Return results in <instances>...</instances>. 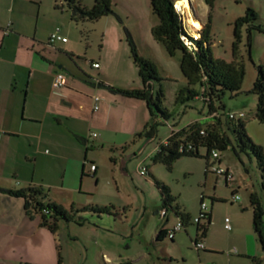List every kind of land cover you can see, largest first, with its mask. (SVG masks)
Wrapping results in <instances>:
<instances>
[{
  "label": "rangeland",
  "instance_id": "rangeland-1",
  "mask_svg": "<svg viewBox=\"0 0 264 264\" xmlns=\"http://www.w3.org/2000/svg\"><path fill=\"white\" fill-rule=\"evenodd\" d=\"M121 1L125 0L111 1L113 12L116 15L123 13L121 18L110 14L111 17H102L96 23L71 24L70 35L68 33L67 37L77 42L80 54L85 51L92 56L100 55L103 59L104 75L110 81L120 83L129 79L128 83L139 85L137 71L129 58L130 48L124 29L129 31L138 51L143 56L147 55L153 59L163 79L160 81L163 93L161 106L171 112L169 121L172 122L174 119L178 122L180 118L178 125L187 123L194 115L193 110H188V113L183 115V105L174 101L178 89L185 86L179 69V54L168 55L162 44L152 39L145 25L138 26V21L127 12ZM146 4L149 6V0ZM188 5L189 8L184 9L182 13L183 23L189 33H195V30L201 29L203 23L209 21L208 43L214 58L224 60L233 58L231 52L234 39L233 23L247 8L253 9L257 14L255 23L264 26V0H213L212 5L207 4L205 0H188ZM44 6L46 7V4ZM133 6L138 10L139 1L133 0ZM64 14L68 16L66 11ZM192 17L196 21L189 23V18ZM154 19L156 22L155 17ZM43 27H46L45 23ZM80 27L86 31L87 38L80 35ZM240 32L238 55L245 68L241 91L233 97L226 92L223 102L227 110L244 112L245 132L253 142H264V122L258 121L254 116L256 95L247 92L256 78V65L260 64L264 69V34L252 31L248 47L245 25L240 28ZM98 44H101V47H98ZM76 61L78 63L76 68L89 77H97L96 70L90 67L88 62L78 59ZM106 123L110 126L114 124L110 119L106 120ZM168 132V126L160 124L157 126L154 140L146 142L144 138L133 136L124 146V154L122 156L116 154V157L126 159L125 156L127 154L130 156L132 152L142 153L136 158L130 156L127 161L124 160V165H117L112 179L109 155L102 150L96 151L104 173L103 177L97 184L92 181L93 179H87L92 181L91 188L94 192L87 197V203L75 202L74 206L113 201L119 208L112 209L110 215L103 214L100 217L90 212H78L74 218L76 220L80 217V222L75 220L68 223L60 222L61 227L55 234L43 228L42 246L36 255L33 254L31 260L27 262L4 260V264H255L248 257L239 254L243 250L242 240L250 214L248 210H244L249 202L245 184L259 196L264 208L261 170L255 156L249 152L248 155L245 153L237 157L230 148L222 151L220 153L222 162L231 167L238 183L225 186L220 179L216 181L212 174L205 183V164L202 158L181 157L174 162L169 172L161 163H153L146 157L155 142L165 139ZM50 151L49 147L44 150L46 154ZM143 158L150 171L146 176H141L136 169L137 162ZM60 167L58 165L51 168L50 164H45L41 170V167L37 166V178L34 180L45 183L42 184L44 192L64 203V209L69 215L71 205L66 203V194L59 191L57 195L55 189L48 188L49 183H57L58 173L62 171ZM151 177L167 187L174 199L170 202L171 207L178 205L182 211L189 213L191 218L197 214L200 195L204 194L203 201L207 205V210L211 211V222L207 226L205 237L202 238L206 246L204 250L196 251L193 247L194 224H189L186 231H176L173 241L166 237L156 240V234L163 225L165 216L160 214L161 195ZM113 178L116 179V188ZM73 181L79 187V176L76 180L73 178ZM232 188L237 189L239 196L237 201H233L231 197ZM213 195L220 198L211 201ZM50 202L59 205L57 200L50 199ZM166 217L170 226L174 222V213L169 207ZM225 217L229 219L230 229L224 227ZM145 251L148 255L144 254ZM118 255L123 256L118 258Z\"/></svg>",
  "mask_w": 264,
  "mask_h": 264
},
{
  "label": "crops",
  "instance_id": "crops-1",
  "mask_svg": "<svg viewBox=\"0 0 264 264\" xmlns=\"http://www.w3.org/2000/svg\"><path fill=\"white\" fill-rule=\"evenodd\" d=\"M138 1V10L134 8L133 0L121 2L127 12L138 21V26L145 25L149 31L155 23L154 16L146 4L147 0ZM55 2L0 0V188L18 190L39 186L43 189L42 184L45 183L34 180L37 166L43 170L45 164H50L51 168L59 165L62 169L58 173L59 179L57 183H49L48 188L55 189L57 195L59 191L66 194V203L70 206L75 205V202L87 203V197L94 192L91 182L97 184L103 177L96 151L102 150L109 155L111 179L117 165H124V160L127 161L130 156L139 157L141 151L132 152L130 156L127 154L126 159L117 158L116 154H124L122 147L142 128L148 114L142 100L123 97L96 84L100 81L119 88H137L140 81L139 85L128 83L129 79L120 83L110 81L104 75L103 59L99 54L92 56L85 51L80 54L77 42L67 37L68 33L70 35L71 24H74L69 18V12L56 8ZM65 11L68 16L64 14ZM122 15L123 13H118L117 17L121 18ZM126 17H129L128 14ZM57 26L60 27L61 35L67 39L65 42L56 41L51 46L48 44L49 34ZM80 41L82 42L81 39ZM60 55L63 58H60ZM85 58L98 61L97 68L88 63L96 70L97 77H89L76 68V60L85 62ZM133 67L135 68L134 65ZM56 71L62 72L65 80L61 87L53 89L52 79ZM109 119L114 123L111 126L106 123ZM145 141L149 142L147 139ZM257 144L262 146L264 152V142L258 141ZM48 147L51 151L46 154L44 150ZM154 150L155 145L146 157L149 158ZM144 161V158L139 160L136 169L139 164L145 165ZM91 164L96 165L94 170H90ZM224 164L221 159L219 165L232 173L227 185L237 184L231 167L227 163ZM146 168L150 173L148 166ZM204 174L205 183L212 174L216 181L220 179L226 186L220 175L205 167ZM78 176L79 187L73 181V178L76 180ZM113 182L116 188L115 178ZM244 186L248 194L255 193L248 189L247 184ZM214 188L216 191V186ZM231 191V197L237 195L236 188ZM47 196L49 200L59 202L56 197L51 198L49 194ZM213 197L220 198L217 195ZM63 204L59 202V205L65 208ZM97 204L111 206V210L119 208L113 201ZM246 206L244 210L250 212L249 224L245 227L243 250L239 254L245 257L254 256L259 260L258 264H262V253L252 229L249 202ZM174 222L169 226L165 216L161 227L170 229ZM43 228L39 216L26 208L24 198L0 191L1 264H4V260H31L33 254L36 255L42 246ZM204 247L206 248L205 245ZM144 254L148 255V252L145 251ZM122 256L118 255V258Z\"/></svg>",
  "mask_w": 264,
  "mask_h": 264
},
{
  "label": "trees",
  "instance_id": "trees-1",
  "mask_svg": "<svg viewBox=\"0 0 264 264\" xmlns=\"http://www.w3.org/2000/svg\"><path fill=\"white\" fill-rule=\"evenodd\" d=\"M55 1V7L68 11L69 18L75 25L84 22L92 24L104 16L116 15L113 12L112 0H90V2L84 0ZM205 1L207 4L212 5L213 0ZM173 3L174 0H149L150 12L156 18V22L150 27L149 31L152 39L161 43L168 55L179 54V69L185 80V86L178 89L174 101L183 105V115H186L188 110H193L194 115L190 117L189 121L183 125H178V122L181 121L180 118L178 122H175L174 119H172V122L169 121L172 115L171 112L161 106L163 93L160 81L163 79L158 73V68L152 58L143 56L138 51L129 31L126 29L124 30L130 48L129 56L137 70L140 86L137 88H119L100 81L96 84L104 86L112 93L144 102L148 119L142 128L134 134L133 138L141 137L148 141L154 140L157 126L160 124L168 126L167 136L162 141L155 142V150L149 155L153 163H161L170 172L174 162L181 157L202 158L205 168L216 175H220L227 185L231 180L232 173L227 168L219 165L220 153L228 148L237 157L245 153L248 155L250 152L255 156L261 170V187L264 190L263 148L253 142L246 134L243 120L245 114L242 111L227 110L223 102L226 92L233 97L241 91L245 74L244 64L238 55L241 41L240 28L243 25L246 26L247 45L249 47L251 32L257 31L264 34V26L255 23L257 14L253 9L247 8L245 13L237 17L233 23L234 39L231 48L233 58L230 60L214 58L208 43L209 21L203 23L201 29L195 30L198 36L197 39H193L183 23L182 13L175 10ZM82 29V27L79 29L80 35L87 38L86 31ZM48 44L52 46L53 43L48 42ZM98 47H101V44ZM86 61L91 66L93 63H97L99 66L96 60L88 58ZM256 69V78L247 92L256 95L254 116L258 121L264 122V69L260 64L256 65ZM156 82L158 83L156 84ZM239 113L243 114L239 115ZM230 114L233 115L230 116ZM80 139L83 143L85 142L83 138ZM213 151L217 152L216 156H213ZM91 165H94L95 169L96 165ZM140 166L145 168V174L141 176L148 175L147 168L143 164L137 166V171ZM219 168L222 169V172L216 171ZM151 180L161 195L162 209L160 214L166 216L167 207L171 208L176 216V221L179 220L182 223V230L186 231L189 224H194L193 247L195 248L196 242L203 243L202 238L205 237L207 226L211 222V211L207 210V205L203 201L204 194L200 195L197 214L191 218L178 205L171 207L170 202L174 199L165 185L153 177H151ZM0 191L24 198L26 208L39 216L40 225L51 234L59 231L60 222L68 223L75 220L74 217L78 212H90L97 214L99 217L103 214L110 215L111 212V207L108 206L81 205L75 207L72 204L68 215L62 206L51 203L47 194L39 186H28L18 190L0 188ZM234 196L232 197L233 201H237L239 196L237 195V199ZM216 200V198L211 197V201ZM202 203L205 204L204 209H201ZM249 204L252 214V229L262 253L261 259L264 262V208L256 193L249 194ZM75 221L80 222L81 218L79 217ZM176 221L170 229L161 227L157 232L156 240L166 237L172 241L176 231L172 233L171 238L167 237V234ZM204 248L202 249L204 250ZM202 249H196V251ZM248 258L258 264L259 260L256 257L249 256Z\"/></svg>",
  "mask_w": 264,
  "mask_h": 264
},
{
  "label": "built area",
  "instance_id": "built-area-1",
  "mask_svg": "<svg viewBox=\"0 0 264 264\" xmlns=\"http://www.w3.org/2000/svg\"><path fill=\"white\" fill-rule=\"evenodd\" d=\"M174 8L176 11L180 12V13H183L184 9L186 8H183V7H180V6H177L176 4V0H174ZM195 33H189L190 36H192L193 39H197V36H198V33L196 31H194ZM66 37L61 35L60 33V29L59 27H55L49 34V42L50 43H54L56 41H61V42H65L66 41ZM93 67H97L98 64L97 63H93L92 64ZM64 80H65V77H64V74L60 71H56L53 75V79H52V88L55 89V88H59L61 87L63 84H64ZM94 99H97V97H94ZM94 108H97V106H94ZM243 113H239V115H242ZM233 114H230V116H232ZM93 135H95L93 133ZM216 151H213V156H216ZM90 169L93 170L94 169V165H90ZM217 172H222V169L219 168V169H216ZM138 172L140 175H144L145 174V168L143 166H140L138 167ZM235 199L238 198L237 195L234 196ZM205 207V204L202 203L201 204V209H204ZM197 219V218H195ZM224 227L229 229L230 228V224H229V219L226 217L224 219ZM182 228V223L178 220L176 221L175 225L173 226V228L171 230L168 231V234H167V237L171 238L172 237V233L174 231H177V230H180ZM204 247V244L202 242H196L195 243V248L196 249H202Z\"/></svg>",
  "mask_w": 264,
  "mask_h": 264
},
{
  "label": "bare ground",
  "instance_id": "bare-ground-1",
  "mask_svg": "<svg viewBox=\"0 0 264 264\" xmlns=\"http://www.w3.org/2000/svg\"><path fill=\"white\" fill-rule=\"evenodd\" d=\"M176 4L177 6H180L183 8H189L188 0H176ZM195 21L196 19H194L193 17L189 18V23H194Z\"/></svg>",
  "mask_w": 264,
  "mask_h": 264
}]
</instances>
